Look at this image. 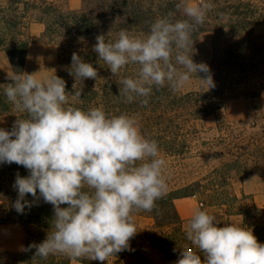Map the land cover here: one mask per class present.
Here are the masks:
<instances>
[{
	"label": "clouds",
	"instance_id": "clouds-1",
	"mask_svg": "<svg viewBox=\"0 0 264 264\" xmlns=\"http://www.w3.org/2000/svg\"><path fill=\"white\" fill-rule=\"evenodd\" d=\"M212 8L207 0L198 5L180 0L175 12L153 22L144 38L123 29L115 41L97 35L92 50L113 77L127 65H139L135 77L116 81L118 97L146 107L154 88L167 85L179 91L193 75L207 90L214 88L209 66L196 63L191 51L195 26L205 22ZM176 12L185 18L173 19ZM68 71L74 94L56 74H8L13 83L6 84L4 94L27 118H17L11 130L0 128V163L29 172L26 177L17 173L13 185L18 213L41 198L53 206L46 238L24 249H35L33 260L63 255L78 264H104L117 253L132 251L130 241L138 232L134 215L157 209L156 202L168 195L170 176L158 141L142 131L135 115H110L101 107L84 110L70 103L69 94L81 97L85 80L100 78L93 64L73 52ZM29 194L33 201L25 199ZM219 224L215 215L196 208L185 227L189 243L174 264H264V243L251 228Z\"/></svg>",
	"mask_w": 264,
	"mask_h": 264
},
{
	"label": "trees",
	"instance_id": "trees-1",
	"mask_svg": "<svg viewBox=\"0 0 264 264\" xmlns=\"http://www.w3.org/2000/svg\"><path fill=\"white\" fill-rule=\"evenodd\" d=\"M179 2L180 0H83L82 8L75 11L66 10L60 0H0V23L13 28L19 26L20 31L25 29L23 22L14 19L15 12L32 16V21L42 23V42L57 47L56 75L66 81V91L74 94L75 81L68 71L73 52H77L98 70L100 78L85 80L80 98L69 94L73 106L84 110L101 107L110 115H135L142 131L158 141L161 156L165 160L172 158L174 161H181L191 152V134L197 132L195 123L226 110L229 98L245 97L247 90L244 86L249 82V77H261L262 84L258 89H264V68H261V65L264 66V37L255 33L257 25H264V15L258 16V7L254 6V1L207 0L213 4V8L208 11L205 22L195 26L191 51L193 60L198 63L195 42L202 34H215L213 57L209 65L215 87L210 90L200 87L187 92L181 89L172 91L165 85L159 90L153 89L146 107L141 106L138 101L126 103L122 97H118L119 85L116 81L135 77L139 65H127L120 70L118 77H113L108 66L92 50L96 43L95 37L100 34L106 35V41H115L122 29L133 36L146 37L151 24L169 12H175V6ZM184 18L182 12H176L173 17ZM80 37H84V40H79ZM18 42L20 55L8 52L14 74L24 72L30 40L21 39ZM2 49L0 42V50ZM198 76L203 78L205 74ZM8 83L13 81L0 80V85H4L0 86V118L8 119L5 129L11 130L14 121L17 118H27V114L18 111L7 100L4 87ZM79 87L77 84V90ZM255 89L250 95L252 98L260 96L259 90ZM191 128H194V132ZM225 129L223 122H217L220 136L216 139V146H220L221 150L215 151L214 157L220 160V164L213 166L198 179L180 178L179 171H174L177 165H171L172 170L167 169L165 172L166 176H170L168 195L156 202L158 207L152 212L141 211L134 215V218H149L153 224L147 228L136 224L138 232L130 241L132 251L117 253L109 260L113 259L116 264H158L148 255L149 250H154L163 258L161 264H174L180 248L189 243L186 241L185 227L190 220L181 217L176 201L196 197L198 194L203 196L200 202L202 210L208 212L207 209H211L208 213L220 220L218 226L240 223L241 226L251 228L258 242L264 243V207H258L249 195L239 196L233 191L234 180L238 176L245 178L252 172L253 168L249 167L251 158L241 148L230 159H224V148L233 144L222 135ZM257 151L261 153L260 150ZM17 173L21 177L29 175L23 166L0 163V227L17 224L22 225L25 230L20 253L16 258H10L14 264H72L73 260L63 255L50 256L47 260H33L35 249L24 250L33 242L39 244L46 238L54 212L53 206L45 203L42 198L30 207L26 206L22 214L15 210L18 192L13 185ZM25 199L33 201L34 198L29 194ZM82 264L100 262L83 261Z\"/></svg>",
	"mask_w": 264,
	"mask_h": 264
},
{
	"label": "rangeland",
	"instance_id": "rangeland-1",
	"mask_svg": "<svg viewBox=\"0 0 264 264\" xmlns=\"http://www.w3.org/2000/svg\"><path fill=\"white\" fill-rule=\"evenodd\" d=\"M253 1L254 6L258 7V16L264 15V0ZM60 3L64 5L66 10L78 11L82 8L83 0H60ZM187 3L198 5L201 3V0H189ZM14 16V19L25 24V29L20 31L19 26L13 28L10 25L1 23L0 42L7 55L10 51V53L19 56L21 50L17 46L19 44L18 40L42 41V38L39 36L33 39L27 32L29 23L35 22L32 21V16L22 14V12H15ZM23 16H26V18L23 19ZM20 32H22L21 35L19 34ZM255 33L264 37V25L261 23L257 25ZM214 39V33H206L199 36L195 42L198 63L203 62L208 66L210 65L213 57ZM12 41L15 42L12 44ZM55 49V54L48 52L43 56L44 59L41 62L42 68H47L50 60L57 64L58 51L56 46ZM261 68H264V66L261 65ZM200 74L198 73L197 75ZM257 79L249 77V82L244 86L247 90L245 97L239 99L229 98L226 110L219 111L217 115L194 124L197 132L191 134V152L189 155H186L185 159L174 161L172 158H167L166 161L168 170H172L171 165H177L174 171H179L178 176L183 179H198L213 166H218L220 160L215 159L214 152L221 150L220 146H216V139L220 136L217 130V122L221 121L224 127H226L222 135L233 142L231 146L224 148V159H230L235 155L233 153L236 150L242 148L241 151L243 153L246 152L248 157L251 158L249 167L253 168L252 172L246 175L245 178L238 176L234 180L233 191L239 196H242V194L249 195L258 207H264V89H258L261 87L262 80L261 77ZM200 87H206V85L202 84L199 78L192 77L181 91L197 90ZM255 87L260 93L258 98L250 96L256 90ZM2 127L3 122L0 121V128ZM191 131L194 132V128H191ZM203 143L207 144L204 145ZM257 150H260L261 153H258ZM201 200H203L201 194H198L195 198L177 200L176 206L181 217L190 219L192 216L188 217V215L194 214L196 208L202 210ZM207 210L210 211L211 209ZM134 219L135 223L142 228H147L153 224V221L146 217L136 216ZM236 225L241 226L240 223ZM24 236L25 230L22 225H5L0 227V264H14L12 258H16V255L20 253ZM148 255L158 264L163 262V258L157 251L149 250ZM72 264H78V262L73 261ZM104 264L116 263L113 259H108V262L105 261ZM122 264H128V262H123Z\"/></svg>",
	"mask_w": 264,
	"mask_h": 264
},
{
	"label": "crops",
	"instance_id": "crops-1",
	"mask_svg": "<svg viewBox=\"0 0 264 264\" xmlns=\"http://www.w3.org/2000/svg\"><path fill=\"white\" fill-rule=\"evenodd\" d=\"M43 31H44V25L39 22H31L27 27V32L30 34L31 38L33 39L41 36ZM0 34H1V23H0ZM55 51H56L55 45L53 44L45 43L42 41L30 40L24 72L36 73L37 78L50 77L52 75H55L57 64L54 61L52 62V60H50L48 63L49 64L48 67L45 69L41 67V62L44 59L43 56L48 52L51 54L52 53L55 54ZM8 74L11 75L14 74V72L10 63L9 56L6 54L5 50L2 49L0 50V80H10L8 78ZM0 121L3 122L2 128L5 129L9 123L8 119L6 117H1ZM178 200H182V199H178ZM192 215L193 214H190L188 215V217ZM11 225H17V224H11Z\"/></svg>",
	"mask_w": 264,
	"mask_h": 264
}]
</instances>
